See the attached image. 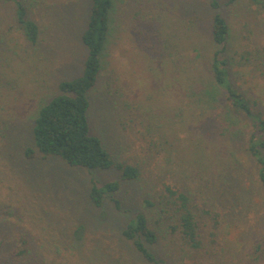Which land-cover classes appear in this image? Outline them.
<instances>
[{
	"label": "rangeland",
	"instance_id": "obj_1",
	"mask_svg": "<svg viewBox=\"0 0 264 264\" xmlns=\"http://www.w3.org/2000/svg\"><path fill=\"white\" fill-rule=\"evenodd\" d=\"M21 1L40 35L32 45L15 5L0 0V264H147L120 234L138 212L160 237L152 250L168 264H264V187L248 167L243 116L229 115L208 70L217 12L210 0H114L88 121L115 163L138 168L129 182L116 167L27 158L40 109L62 81L84 73L92 0ZM218 1L231 29V79L264 111V78L252 82L258 69L245 71L255 57L242 56L247 43L264 44V9ZM139 22L160 30L156 49L141 48L132 32ZM94 181L120 183V211L110 194L101 208L91 203ZM166 186L190 199L204 243L199 255L167 229L176 217Z\"/></svg>",
	"mask_w": 264,
	"mask_h": 264
},
{
	"label": "trees",
	"instance_id": "obj_2",
	"mask_svg": "<svg viewBox=\"0 0 264 264\" xmlns=\"http://www.w3.org/2000/svg\"><path fill=\"white\" fill-rule=\"evenodd\" d=\"M6 1L15 5L17 22L27 40L36 45L40 28L28 18L25 4L21 0ZM236 1L229 0L228 3ZM250 3L257 9H264V0H250ZM113 6L114 0H92L88 25L82 37L88 50L84 73L72 80L62 81L58 88L59 94L40 109L34 126L36 148L27 149L26 155L28 159H35L39 154L43 158L59 157L72 167L103 170L116 167L121 179L129 182L139 178L138 168L127 163H115L101 140L91 134L88 121L89 92L96 86L102 67L101 55L109 35L110 12ZM210 6L217 12L213 15L210 25L212 45L215 49L209 60L208 70L211 72L214 88L224 93V107L229 111V115L243 116V147L250 162L248 167L253 165L256 178L264 187V111L258 108V100L249 96L243 87L237 86L231 79V29L227 18L218 12L220 2L210 0ZM132 32L141 40L139 44L143 50L149 52L162 44L160 30L148 31L143 22H139L137 27L133 26ZM261 46L262 48L247 43L242 55L245 60L255 57L253 68L246 67L245 71L251 76L252 70L258 69L257 74L251 77L252 82H260L264 78V44ZM207 95L210 96L211 91H208ZM120 187L119 182H109L104 186L92 182L91 203L96 208H101L110 194L114 209L120 211L121 201L115 197ZM164 191L169 204L175 207L176 217L175 223L168 225L167 229L181 242V249L199 255L204 243L188 195L172 186H166ZM145 205L151 207L154 203L146 200ZM82 232L79 228L75 235L80 237ZM120 234L123 243L130 245L144 263L168 264L166 259L158 258L152 250V247L159 244L160 237L151 227L145 213L138 212Z\"/></svg>",
	"mask_w": 264,
	"mask_h": 264
}]
</instances>
